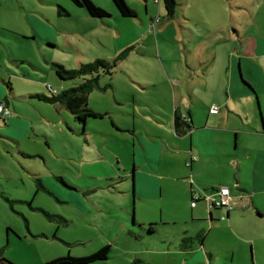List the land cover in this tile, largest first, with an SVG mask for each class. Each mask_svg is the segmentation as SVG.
Listing matches in <instances>:
<instances>
[{"label":"rangeland","instance_id":"rangeland-1","mask_svg":"<svg viewBox=\"0 0 264 264\" xmlns=\"http://www.w3.org/2000/svg\"><path fill=\"white\" fill-rule=\"evenodd\" d=\"M126 1L135 17L122 16L113 0H93L111 14L102 21L71 0H0V102L18 115L10 120L12 114H0L1 255L14 264H40L87 256L109 245V257L91 264H129L147 248L156 257L142 264H184L187 259L194 264L190 254L176 249L182 237L201 233L191 252L198 264H264V167L245 155L264 149V135L251 128L259 127V119L263 126L264 94L251 103L238 101L226 125L208 119L218 94L197 88L198 123L220 127L204 132L208 142L194 137L201 153L193 150L192 171L186 166L190 139L180 149L163 140L174 134L171 69L191 70L179 33L193 39L185 40L191 49L203 38L217 41L223 52L219 68L231 39L250 23L260 20L264 32V0L212 1L197 10L194 20L200 21L188 24L180 5L169 18L163 1ZM60 7L69 15L59 14ZM159 17L163 21L154 27ZM167 25L171 37L165 42L159 31ZM161 54L172 57L169 74ZM97 58L117 61L111 75L101 77L102 84L112 86L89 95V107L107 112L104 118L89 117L83 128L60 103L30 96H50L84 81L61 80L53 62L77 68ZM190 107L184 101L186 113ZM225 111L223 106L221 114ZM135 166H140L138 175ZM221 186L231 189L236 204L231 210L212 207L221 212L211 220L207 202L193 207L190 194L204 199ZM123 219L128 227L135 219L137 230L153 223L158 233L147 242V230L144 239L124 232Z\"/></svg>","mask_w":264,"mask_h":264},{"label":"crops","instance_id":"crops-1","mask_svg":"<svg viewBox=\"0 0 264 264\" xmlns=\"http://www.w3.org/2000/svg\"><path fill=\"white\" fill-rule=\"evenodd\" d=\"M150 1L157 2L160 5L162 0H150ZM212 1H216V0H177L180 7H182L180 9L183 11V14L187 15L188 20H183V22H187L188 24V22L190 23L193 21H197V22L200 21V20H194L198 17L197 10L204 9L206 6H210L212 4ZM189 9L192 10V12H188L187 10ZM177 13H178V10H177ZM168 29H169V25L165 26L162 32L159 31V36L163 35L164 38L162 39H164L165 42L169 41L167 37L169 38L171 37L170 34H167ZM174 31H176V29H174ZM179 35L180 37L183 38L182 41L184 43V49L187 51L186 60L191 70H187V69L180 70L179 68H174V67H172L171 69V67H169L168 65V61L172 60V57L169 55L164 57L161 54V60L165 68V71L169 74L168 68H170L172 72L174 73V79H175L174 81L172 79L171 81H169L170 82V85H169L170 93H172L173 95L171 99L173 100V103H174V106L172 108L173 112L172 113L170 112V115L171 114L173 115V118H172L173 126L171 128L174 130V134H172L173 135L172 137L164 136L163 140L167 147H174V148L180 149L181 146H184V145L187 148V140L190 139L189 147H188L189 152L191 154L190 163L189 161H187L186 166L189 167L192 171L196 166V164H193L196 159V156L194 155L193 150L194 149L197 151L200 150L197 145V142L194 141V137L195 136L199 137V135H201L200 137H202L205 140V142L206 141L208 142L210 141L209 137H207L204 132H208L210 129H213L215 127L217 128L220 127V125L210 127L207 124L198 123L199 118H198V113L195 107V103L196 101H198V97L200 96V94L198 93L197 88L201 86L204 89H211L213 92L218 94V97L215 99V101L219 104L213 102L209 106L208 119L211 122L223 121L224 124L226 125L230 124L231 115L236 112V105L238 101L244 100L246 103H251L250 99L252 97H255V99L259 100L258 93L264 94V32L262 30V25H261L260 20L258 21L254 20L252 24L250 23L248 28H246L244 31L242 30L239 32V37H233L231 39L230 41L231 47L228 48L224 53L226 57L224 66L221 65L219 68H217L218 59H219L218 56H221L223 52L220 48H217V45L219 44L217 41H214L208 38H203L198 43L194 44V48L191 49L188 42L191 43L193 39L188 41L187 35H183L181 34V32L179 33ZM185 40L188 42H186ZM214 46L216 48H214ZM203 59L205 60L203 61ZM192 74L196 75L195 76L196 78L194 79L195 81L189 80ZM243 83H245L248 87H246L245 84ZM102 85H107L106 89L104 90L106 91L110 86H112V83H105ZM100 90H103V89H100ZM187 98L188 99L191 98V100H188ZM184 101L186 102L190 101L191 107L187 109L188 110L187 113L184 109ZM0 103H3V102H0ZM4 104L7 107H9V109L11 110V107L8 105V103H4ZM214 104H217L219 106V112L216 114L210 113V108ZM223 106L226 107L227 111L221 114L222 113L221 110ZM259 108H261V106ZM93 110L97 113L102 114L100 116H96L95 118L102 119L107 114V112L98 111L96 109H93ZM177 115L180 117L182 121L179 126L176 125ZM260 117L262 118L263 126L262 127L260 126L259 124L260 119H259V122H258L259 127H257L256 125H253V127H251L252 130H254L256 135H264V120H263L262 112H261ZM3 118L5 119V117ZM9 118L10 120H12L13 118H18V115L13 113ZM5 122H6V119H5ZM232 130L236 131L238 129L235 128ZM173 142H176V144H173ZM177 142L179 144H177ZM199 152L201 153V151ZM244 152L246 153L245 150ZM245 155L249 157V159H251L256 166L261 167V168L264 167V149L260 150L256 148L255 151L254 149H252V150L247 151V154ZM148 163L152 166V168H157L155 165L151 163L150 160L148 161ZM142 168L146 169L144 165ZM139 170H140V166H137L136 175L139 174ZM131 176L133 180V192H135V172L134 171H132ZM242 183L243 182L240 179H238L237 184L239 187H240V184ZM192 195L193 194L191 193L190 194L191 198H192ZM231 195H232V192H231ZM240 195L243 196L242 193H240ZM232 197H233V201L236 204V199L234 198L233 195ZM223 208H226V207H223ZM214 209L219 210L220 207H214ZM219 212L221 211L214 212L213 208H211L210 209L211 220H214L213 219L214 216H219ZM230 215H231V211L230 212L228 211L226 213V218H229ZM126 221L127 220L123 219L122 226H121L122 229H124V232H128L129 234H132L137 238L144 239V235L142 234H144L145 231L147 230V234H146L148 235L147 242H149V240L153 237V236L149 237V235L151 234L154 235L158 233L157 228L155 227L153 223H149V227H147L146 223H142L139 225L138 230H137L136 227H133V225H137L135 219L133 221L132 226L130 227L126 225ZM200 237H201V233L197 234L196 236L192 234L190 236L186 235L182 237V239L186 240V242H184V245H183V242H181L179 244V248L176 249V251L180 252V254L182 255H185V253L190 254L192 257V260L194 261V264H198L197 257L194 255V253L191 254V252L193 250L192 244L195 243V239H199ZM201 242H203V240H201ZM152 250L154 249L147 248L145 249V251H143V253L145 252V255H143V257L140 256L142 263L143 261H150L156 257V256H153V257L149 256V253H155ZM1 252L2 250H0V253ZM187 260H185L184 264L191 263V262L188 263Z\"/></svg>","mask_w":264,"mask_h":264},{"label":"trees","instance_id":"trees-1","mask_svg":"<svg viewBox=\"0 0 264 264\" xmlns=\"http://www.w3.org/2000/svg\"><path fill=\"white\" fill-rule=\"evenodd\" d=\"M71 1L78 7L85 8L92 17L101 19L102 21L111 16L110 12L95 4L93 0ZM162 1L166 9L167 16L169 18L174 17L179 5L177 0ZM113 2L115 3L119 13L122 16L135 17L137 15L136 11L130 7L126 0H113ZM61 12H65V14L69 15V12L64 7H60L59 14H61ZM127 50L121 52V56L123 58L127 56ZM116 63V60L110 61V59L97 58L94 62L91 63H81L77 68H67L60 62H53L52 65L56 70L57 76L61 80L66 81L73 80L79 77H85L84 81L77 86L61 90L58 93L52 92L50 96H47L43 93H35L31 94L30 96L36 97L51 104L60 103L74 115L75 119L78 120L80 124H83L84 128V124H86V121L89 117L102 115L101 113H97L91 107H89V94L93 89H106L107 85L101 84V77L102 75H111L112 68L116 66ZM87 75H89V77H86ZM3 121L6 124L5 119H3ZM181 122L182 121L180 117L177 115L176 125L179 126ZM47 215L49 217H52V215H49L48 213ZM184 242H186V240H183V245ZM110 249L111 247L109 245H106L87 256L73 257L71 255H68L65 257H57L40 264H91L99 260H106L109 257ZM0 264L14 263L6 259L0 253ZM129 264H142V260L140 258H136Z\"/></svg>","mask_w":264,"mask_h":264},{"label":"built area","instance_id":"built-area-1","mask_svg":"<svg viewBox=\"0 0 264 264\" xmlns=\"http://www.w3.org/2000/svg\"><path fill=\"white\" fill-rule=\"evenodd\" d=\"M161 21V18H157L153 21V26L156 27L157 24ZM155 29V28H154ZM219 112V106L217 104H214L210 108V113L216 114ZM0 114H11V110L9 107H7L4 103H0ZM205 200L209 206V208L212 207H226L227 209L231 210L234 208L233 204V197L231 195V190L228 186H221L218 190H216V195H210L204 197V199H201L200 196L192 195V206L196 207L197 202Z\"/></svg>","mask_w":264,"mask_h":264}]
</instances>
